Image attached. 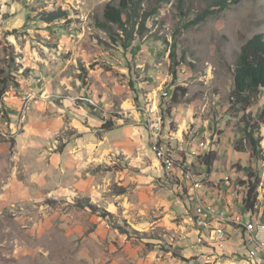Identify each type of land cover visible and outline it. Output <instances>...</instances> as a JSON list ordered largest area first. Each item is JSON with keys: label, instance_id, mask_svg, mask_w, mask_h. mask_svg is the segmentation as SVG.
Masks as SVG:
<instances>
[{"label": "clouds", "instance_id": "obj_1", "mask_svg": "<svg viewBox=\"0 0 264 264\" xmlns=\"http://www.w3.org/2000/svg\"><path fill=\"white\" fill-rule=\"evenodd\" d=\"M264 0H0V264H264Z\"/></svg>", "mask_w": 264, "mask_h": 264}, {"label": "trees", "instance_id": "obj_2", "mask_svg": "<svg viewBox=\"0 0 264 264\" xmlns=\"http://www.w3.org/2000/svg\"><path fill=\"white\" fill-rule=\"evenodd\" d=\"M235 60L238 74L254 80L264 79V34L257 33L246 40Z\"/></svg>", "mask_w": 264, "mask_h": 264}, {"label": "rangeland", "instance_id": "obj_3", "mask_svg": "<svg viewBox=\"0 0 264 264\" xmlns=\"http://www.w3.org/2000/svg\"><path fill=\"white\" fill-rule=\"evenodd\" d=\"M257 33H263L264 34V31L257 30L254 32H249L243 36L238 37L236 40L233 41V55L235 58H236V55L238 54L241 46L243 45V43Z\"/></svg>", "mask_w": 264, "mask_h": 264}]
</instances>
